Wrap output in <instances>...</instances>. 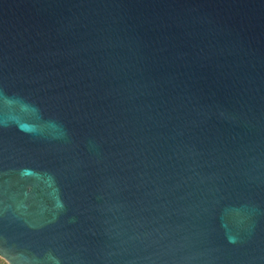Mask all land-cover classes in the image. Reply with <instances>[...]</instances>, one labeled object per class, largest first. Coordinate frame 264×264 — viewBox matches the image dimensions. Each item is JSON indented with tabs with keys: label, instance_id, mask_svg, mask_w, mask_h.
<instances>
[{
	"label": "water",
	"instance_id": "1",
	"mask_svg": "<svg viewBox=\"0 0 264 264\" xmlns=\"http://www.w3.org/2000/svg\"><path fill=\"white\" fill-rule=\"evenodd\" d=\"M0 256L264 264V0H0Z\"/></svg>",
	"mask_w": 264,
	"mask_h": 264
},
{
	"label": "rangeland",
	"instance_id": "2",
	"mask_svg": "<svg viewBox=\"0 0 264 264\" xmlns=\"http://www.w3.org/2000/svg\"><path fill=\"white\" fill-rule=\"evenodd\" d=\"M0 264H9L2 256H0Z\"/></svg>",
	"mask_w": 264,
	"mask_h": 264
}]
</instances>
